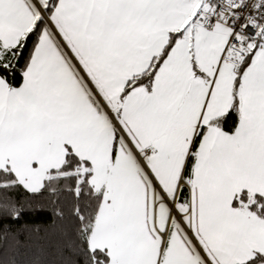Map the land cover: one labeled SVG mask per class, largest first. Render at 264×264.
<instances>
[{
    "label": "snow or ice",
    "instance_id": "obj_1",
    "mask_svg": "<svg viewBox=\"0 0 264 264\" xmlns=\"http://www.w3.org/2000/svg\"><path fill=\"white\" fill-rule=\"evenodd\" d=\"M69 198L71 264H264V0H0V264Z\"/></svg>",
    "mask_w": 264,
    "mask_h": 264
},
{
    "label": "trees",
    "instance_id": "obj_2",
    "mask_svg": "<svg viewBox=\"0 0 264 264\" xmlns=\"http://www.w3.org/2000/svg\"><path fill=\"white\" fill-rule=\"evenodd\" d=\"M232 124L230 119L228 127ZM21 195H25L21 193ZM42 199V198H41ZM60 207L63 208L64 217L57 219L55 215V207L49 206L45 213L38 215H27L19 222L5 220V225H11L14 229H19L21 225L39 226V232L25 233L22 237V245L20 255L16 256L18 264H26L32 252L38 248L44 249L51 253L48 258L54 260L55 264H71V252L65 247L67 241L75 237L76 221L72 216V202L68 200L62 201ZM7 259V255L5 256Z\"/></svg>",
    "mask_w": 264,
    "mask_h": 264
}]
</instances>
